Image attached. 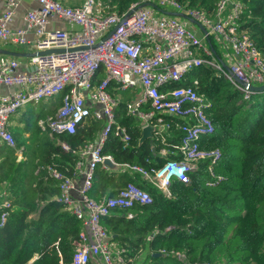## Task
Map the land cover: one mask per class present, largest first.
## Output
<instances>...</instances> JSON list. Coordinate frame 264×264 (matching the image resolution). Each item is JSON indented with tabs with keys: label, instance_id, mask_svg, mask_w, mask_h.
Masks as SVG:
<instances>
[{
	"label": "built area",
	"instance_id": "built-area-1",
	"mask_svg": "<svg viewBox=\"0 0 264 264\" xmlns=\"http://www.w3.org/2000/svg\"><path fill=\"white\" fill-rule=\"evenodd\" d=\"M31 1L36 7L25 14L24 28H11L21 0H4V11L0 15V42L24 46L30 43L27 35L32 33L36 50L30 58L34 68L29 72H18L19 64L15 60L0 57V88L18 87L0 95V142L15 150L16 142L8 128L10 117L28 104H37L62 93V104L54 116L38 122L42 132L50 137L64 133L72 135L87 118L103 123L96 140L87 143L79 152L71 174L54 165L47 166L46 172L58 182L56 200L82 223L79 238L74 242L71 264H92V257L99 258L102 264H129L126 249L110 241L112 236L103 228L101 220L115 209L126 211V217L133 219L132 208L150 204L152 198L148 192L128 183L116 196L95 200L89 196L95 171L100 168L121 174H139L167 197L173 180L190 184V174L199 162H207L211 177L208 186H215L222 180L213 170L221 158V151L202 147L204 139L215 133L206 113L210 103L198 93V80L187 76L193 69L209 65L222 73L245 101L254 95L247 86L264 84V55L240 29L245 0H218L212 15L186 8L176 0H143L121 13L104 0H85L78 6H65L56 0ZM150 3L159 10L150 5L142 6ZM55 18L78 30L50 28ZM190 20L204 29L202 38L189 29ZM207 36L214 37L223 51H230L226 68L211 58L204 44ZM77 48L83 49L75 50ZM57 49L64 51L38 55ZM71 49L73 51H69ZM100 68L104 77L95 85L93 80ZM111 84L121 91L138 88L140 95L127 103V116L137 118L142 128H153L152 139L161 146V157L168 158L171 154L178 159L168 158L159 168L146 170L129 163L118 164L111 156L102 155L103 146L113 130L124 146L130 141L126 129L116 124L114 109L118 101L108 91ZM146 106L149 109L146 110ZM174 128L182 135L178 144L168 142ZM61 147L68 150L64 143ZM105 160L115 169L104 165ZM77 176H83L80 189L74 180ZM12 211L5 188L0 193V229ZM159 233L155 228L146 241L150 242ZM158 254L180 264H201L191 262L184 251L161 249Z\"/></svg>",
	"mask_w": 264,
	"mask_h": 264
},
{
	"label": "trees",
	"instance_id": "trees-1",
	"mask_svg": "<svg viewBox=\"0 0 264 264\" xmlns=\"http://www.w3.org/2000/svg\"><path fill=\"white\" fill-rule=\"evenodd\" d=\"M142 1L104 0L120 13ZM176 1L212 15L218 0ZM239 24L264 55V0H245V12ZM211 37L205 38L211 58L221 64L219 46ZM103 77L100 68L93 83L98 84ZM187 77L198 80V93L210 103L206 113L215 133L204 139L202 147L221 151L213 170L222 180L208 186L211 177L207 162H199L190 174V184L173 180L167 197L139 174L98 168L89 196L95 200L113 197L128 183L150 194V204L132 208L133 219L126 217V211L115 209L101 220L112 236L110 241L126 249L129 264L141 254H145L141 264H180L173 258L154 257L161 249L184 251L191 262L201 264H264V92L245 101L222 73L206 64L193 69ZM108 91L118 101L114 109L116 124L126 129L130 141L124 146L113 130L102 155L111 156L118 164L129 163L146 170L159 168L168 158L178 159L171 154L168 158L161 157V146L154 139L139 145L142 124L137 118L127 116L126 110L127 103L136 97H127L129 90L121 91L115 84ZM63 94L48 104L49 116H54L61 106ZM43 108L33 123L25 124V132L30 131V126L40 132L38 122L48 117ZM103 126L87 118L72 135L50 137L44 132L43 143L24 150L26 160L19 163L13 157V149L6 150V158L0 163V184H7L13 211L0 229V264H27L32 259V264H71L82 223L56 200L58 182L48 177L46 167L54 165L71 174L79 152L96 140ZM13 136L18 142L20 135ZM181 137L174 128L168 142L178 144ZM62 143L68 146L67 151L61 147ZM168 227L171 229L164 232ZM155 228L160 233L147 242Z\"/></svg>",
	"mask_w": 264,
	"mask_h": 264
},
{
	"label": "crops",
	"instance_id": "crops-1",
	"mask_svg": "<svg viewBox=\"0 0 264 264\" xmlns=\"http://www.w3.org/2000/svg\"><path fill=\"white\" fill-rule=\"evenodd\" d=\"M59 3L65 5V6H78L81 5L85 0H56ZM36 7V3L31 1V0H21L19 7L16 10L15 16L13 18V21L11 23V28L12 29H21L25 27V21H24V17L25 14L27 13V11H29L30 9ZM4 11V0H0V15L3 13ZM189 23V22H188ZM50 28H57V29H61V30H65V31H75L78 30V28L72 24H69L63 20H59V19H53L51 21V25ZM198 37L202 38V36ZM34 39V36L32 33L27 35V40L30 42L27 45L24 46H14L10 43L7 42H0V57H4L6 59H12L15 60L18 64L19 67L17 69L18 72H29L31 71L34 67L33 65L30 64V58L36 54V50L34 47V44L32 43ZM205 44V42H204ZM206 46H208V44H206ZM219 49L222 50L221 46L219 45ZM223 51V50H222ZM225 53V55L227 57H229L230 51H223ZM18 87H1L0 88V95H6L11 91H15L17 90ZM137 97V96H136ZM56 98V97H55ZM54 98L52 99H47L52 101ZM45 101V100H44ZM43 102V101H41ZM39 102V103H41ZM10 120V119H9ZM20 124H14L9 123L8 121V128L10 130V132L12 133V135H14L15 133H18L19 139L21 137H25L27 138L30 134L29 132H25L24 128L22 130V132H20L18 130V127H20ZM23 124V123H22ZM14 137V136H13ZM18 139V141H19ZM15 142H17L15 140ZM10 148H8L4 143L0 142V163L3 162V160H5L7 152L6 150H8ZM23 150H17V143H16V149L14 152L13 157L16 158V163H19L20 161H24L25 156H24V148H21ZM14 151V150H13ZM23 151V152H22ZM75 183L77 186V189H80L82 184H83V176H77L75 177ZM7 187V184L2 183L0 184V193L5 190V188ZM145 254H141L139 256H137L132 264H141L143 259H144ZM91 263L92 264H102V262L100 261V259L98 258H91Z\"/></svg>",
	"mask_w": 264,
	"mask_h": 264
},
{
	"label": "rangeland",
	"instance_id": "rangeland-1",
	"mask_svg": "<svg viewBox=\"0 0 264 264\" xmlns=\"http://www.w3.org/2000/svg\"><path fill=\"white\" fill-rule=\"evenodd\" d=\"M167 11H170V8H165ZM189 29L191 31H193L194 33H196L199 36H204V32L203 30L199 27L198 24L189 22L188 23ZM211 39L213 40L214 44H216V46L218 47L220 44L219 42L213 37H211ZM205 44H206V40H204ZM218 52L220 54L222 63L227 66L229 64V58L225 55V53L219 49L218 47ZM221 63V64H222ZM137 95H140V91L138 90V88L136 89H132L129 90L126 93L127 97H136ZM50 100H45L41 103H37V104H28L24 107H22L20 110H18L14 115H12L10 117L9 123H16V124H20V127H18V130L20 132H22L23 128H25V124L29 123H33L35 121V117L36 115L42 111V107L43 108V112L48 115V104L50 103ZM46 104V105H45ZM23 123V124H22ZM43 138H44V132H42L40 130V132H37L32 126H30V134L27 138L25 137H21L19 139L17 143V150H23L21 148H24V150H30L33 147L43 143ZM18 144H20V147H18ZM10 151V150H8ZM15 150L13 151V155H14ZM23 152V151H22ZM25 152V151H24ZM16 153V152H15Z\"/></svg>",
	"mask_w": 264,
	"mask_h": 264
},
{
	"label": "water",
	"instance_id": "water-1",
	"mask_svg": "<svg viewBox=\"0 0 264 264\" xmlns=\"http://www.w3.org/2000/svg\"><path fill=\"white\" fill-rule=\"evenodd\" d=\"M144 5H150L151 7L156 8V6L154 4H151V3L150 4H142V6H144ZM157 10H159V9H157ZM131 13H132V11H130L129 15ZM190 22H192V21L190 20ZM192 23H195V22H192ZM199 27L203 30V32H205L204 29L200 25H199ZM81 49H83V48H77L75 50H81ZM63 51L64 50H59V49H57V50H47V51H44V52H39L38 55L39 56H43V55H47V54H51V53H62ZM69 51H73V50L71 49ZM235 59L238 60V56H235ZM247 87L254 94L263 93L264 92V84L262 86H259V87H253V86H247ZM152 132H153V128L151 126H146V127L142 128V133H141V137H140V139L138 141V144L141 145L146 140H151L152 139ZM104 165L109 166L111 169H115L112 166V164H111V162L109 160H105L104 161ZM159 256H160V254H158V253L154 254V257H159Z\"/></svg>",
	"mask_w": 264,
	"mask_h": 264
}]
</instances>
